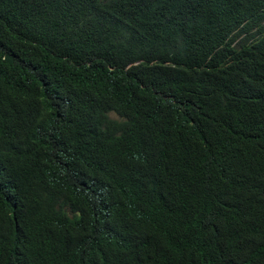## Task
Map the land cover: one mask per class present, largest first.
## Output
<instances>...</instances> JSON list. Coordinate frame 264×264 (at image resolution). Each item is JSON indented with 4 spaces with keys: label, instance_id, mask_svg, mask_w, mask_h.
<instances>
[{
    "label": "trees",
    "instance_id": "16d2710c",
    "mask_svg": "<svg viewBox=\"0 0 264 264\" xmlns=\"http://www.w3.org/2000/svg\"><path fill=\"white\" fill-rule=\"evenodd\" d=\"M0 264H264V0H0Z\"/></svg>",
    "mask_w": 264,
    "mask_h": 264
}]
</instances>
